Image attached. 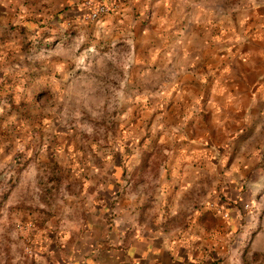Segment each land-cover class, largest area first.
<instances>
[{"label":"crops","instance_id":"obj_1","mask_svg":"<svg viewBox=\"0 0 264 264\" xmlns=\"http://www.w3.org/2000/svg\"><path fill=\"white\" fill-rule=\"evenodd\" d=\"M87 1L111 12L92 21ZM261 1H247L252 21L241 31L219 25L204 0H0L1 81L15 80L16 67L25 65L32 44L78 23L86 34L107 42L133 36L139 48L148 34V42L164 50L177 74L168 79L167 88L177 91L169 96H184L170 106L181 117L174 125L159 124L157 132L156 143L168 155L171 181L165 193L174 195L164 203L167 232L159 229V219L150 228L129 221L124 201L117 209H95L84 233L49 235L48 222L35 217L30 199L11 200L25 172L20 170L18 183L0 198L1 215L7 211L0 215V242H15L20 252L9 253L0 244V264H264ZM184 90L191 92L189 101L178 93ZM231 99L229 106L225 102ZM14 126L0 120V172L17 147L26 145L17 140L20 129ZM211 178L218 185L209 197ZM172 184L177 187L173 193ZM3 226L11 227L9 234L1 233Z\"/></svg>","mask_w":264,"mask_h":264},{"label":"rangeland","instance_id":"obj_2","mask_svg":"<svg viewBox=\"0 0 264 264\" xmlns=\"http://www.w3.org/2000/svg\"><path fill=\"white\" fill-rule=\"evenodd\" d=\"M247 1L202 4L216 12L219 25L247 31L252 21ZM260 1L250 3L262 5ZM83 30L78 23L67 24L51 32L49 40L37 39L40 44L26 51L25 65L16 67L15 80H0V120L19 128L17 140L26 144L17 147L22 154L0 172V198L24 170L11 200L30 199L35 217L48 222L49 235L84 233L95 209H117L124 201L129 221L150 228L159 219V229L167 232L164 203L174 195L165 193L171 181L168 155L156 141L165 123L174 125L181 117L170 107L184 99L169 96L177 92L167 88L168 79L177 76L169 68L172 61L148 42V34L139 48L133 36L107 42ZM178 93H185L187 101L192 98L189 91ZM225 103L232 106L233 100ZM216 185L215 178L209 179V197ZM107 187L111 189L105 192ZM2 230L9 234L12 229ZM11 242L0 244L19 254L18 244Z\"/></svg>","mask_w":264,"mask_h":264},{"label":"built area","instance_id":"obj_3","mask_svg":"<svg viewBox=\"0 0 264 264\" xmlns=\"http://www.w3.org/2000/svg\"><path fill=\"white\" fill-rule=\"evenodd\" d=\"M84 6L89 9L88 19L92 21L98 20L101 16L109 13L110 8L104 4H93L91 1L84 3Z\"/></svg>","mask_w":264,"mask_h":264},{"label":"trees","instance_id":"obj_4","mask_svg":"<svg viewBox=\"0 0 264 264\" xmlns=\"http://www.w3.org/2000/svg\"><path fill=\"white\" fill-rule=\"evenodd\" d=\"M21 154H22V153H17V156H18V155L20 156Z\"/></svg>","mask_w":264,"mask_h":264}]
</instances>
